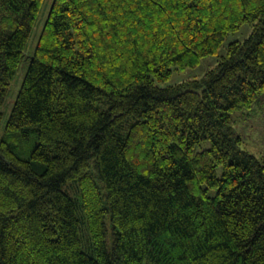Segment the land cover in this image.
<instances>
[{
    "label": "trees",
    "instance_id": "trees-1",
    "mask_svg": "<svg viewBox=\"0 0 264 264\" xmlns=\"http://www.w3.org/2000/svg\"><path fill=\"white\" fill-rule=\"evenodd\" d=\"M36 33L0 137V264H264V158L232 126L264 92V0H0V106Z\"/></svg>",
    "mask_w": 264,
    "mask_h": 264
},
{
    "label": "rangeland",
    "instance_id": "rangeland-1",
    "mask_svg": "<svg viewBox=\"0 0 264 264\" xmlns=\"http://www.w3.org/2000/svg\"><path fill=\"white\" fill-rule=\"evenodd\" d=\"M47 15L45 7L42 10L41 17L43 20ZM39 29V27H38ZM253 26L245 23L235 32L229 34L218 54H211L202 59V61L193 67H186L185 69H174L172 76L165 82H159L160 86H167L177 84L185 80L200 78L208 69L213 68L219 61L222 55L226 53L229 42L233 40H245L252 32ZM38 39V33L34 34L29 42L27 52L24 55L19 65L18 74L10 85L8 96L4 105L0 106V111L4 117L0 129V137L3 134L5 124L13 109L18 90L25 77L29 67L32 55L34 53ZM232 126L237 134L242 137L244 148L248 149L253 154L260 158H264V92L259 96L252 109H245L234 114ZM210 141H204L197 146L198 149L210 146ZM218 174H222V168H218Z\"/></svg>",
    "mask_w": 264,
    "mask_h": 264
}]
</instances>
